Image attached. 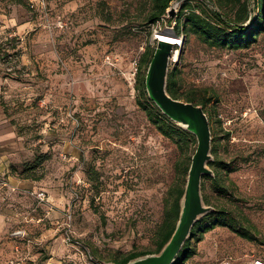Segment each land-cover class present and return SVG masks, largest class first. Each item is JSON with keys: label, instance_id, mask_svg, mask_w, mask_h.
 Masks as SVG:
<instances>
[{"label": "rangeland", "instance_id": "1", "mask_svg": "<svg viewBox=\"0 0 264 264\" xmlns=\"http://www.w3.org/2000/svg\"><path fill=\"white\" fill-rule=\"evenodd\" d=\"M182 1H172L173 14L166 11L153 26L152 0H0L1 70L17 72L20 57L29 56L36 93L29 107L6 109H14L18 133L30 139L0 158V172L35 183L0 204L9 214L0 227V264H111L130 251H156L197 141L189 132L179 138L178 131L166 136L158 129L148 112L160 109L136 79L154 33L177 37L168 20ZM251 5L244 24L259 12L256 0ZM13 19L33 20L36 29L9 38L17 32ZM178 49L169 64L176 97L191 95L201 105L210 97L202 106L214 147L208 166L217 177H202L203 199L236 210L257 231L248 240L216 225L192 237L194 253L176 264L264 262V29L241 47L189 34ZM40 58L47 70L38 67ZM139 137L159 145L160 163L140 165L146 160ZM39 189L44 200L33 194ZM17 229L23 237L14 235Z\"/></svg>", "mask_w": 264, "mask_h": 264}, {"label": "trees", "instance_id": "2", "mask_svg": "<svg viewBox=\"0 0 264 264\" xmlns=\"http://www.w3.org/2000/svg\"><path fill=\"white\" fill-rule=\"evenodd\" d=\"M172 1L174 0H152V7L147 18L148 22L155 26L156 23L162 19V16L166 14L167 8L170 6ZM256 5L259 12L253 17L252 22L244 24L250 15V11L254 8L251 5V0H183L175 17L173 19H169L168 22H171V20L174 21L172 29L174 30L176 36H182V42L184 37L185 40H187L189 34H195L210 45L236 48L244 46L252 40H255L260 31L264 29V0H256ZM148 33L150 36L152 29H149ZM155 46L156 38L153 39V43L151 45L147 44L146 49L140 55L138 79H136V81H138V89L140 86L145 87L146 68ZM174 48L177 49V45H174ZM142 68H145V71H142ZM174 84V73L173 71H168L167 91L172 97L177 98ZM193 99L194 97L188 95L186 101L192 102ZM200 101L203 104H206L210 102V97L201 98ZM153 113L155 116L152 115ZM148 116L150 119L155 120L154 122L157 124L158 129L166 136L171 135L168 130H171L172 132L178 131L179 138H185V136L190 135L188 132L176 128V123L160 112L155 106H152V109H149ZM159 120L162 121L165 128L158 123ZM213 150L214 147L212 145V152ZM187 167L189 168V165H187ZM185 170L188 171L187 168ZM216 177V173L214 172L213 179L215 180ZM217 184L221 185L219 182ZM184 186L178 187L172 193L173 198L171 206L168 209L167 217L159 230L155 252H158L162 248L174 230L179 215V202L183 194ZM222 188H224L222 189V192H226L225 185H223ZM17 191L20 192V190L10 192L6 187L0 185V195L6 197L4 201L5 203L10 195L12 193H16ZM216 225L227 226L239 236L248 240L255 239L254 233L257 229L249 219H241L240 213L234 209L229 210L225 206L215 207V210L202 216L194 224L191 229L190 236L178 252L174 263H181L194 253V249L191 247L190 241L192 237H194L197 233L202 235L204 232L212 229ZM147 253L153 252L130 251L123 257L114 259V261L117 264H126L130 259Z\"/></svg>", "mask_w": 264, "mask_h": 264}, {"label": "water", "instance_id": "3", "mask_svg": "<svg viewBox=\"0 0 264 264\" xmlns=\"http://www.w3.org/2000/svg\"><path fill=\"white\" fill-rule=\"evenodd\" d=\"M173 14L174 8L167 9ZM156 46L145 73V90L160 111L185 131L192 133L197 141L187 172L180 209L174 230L158 252L147 253L130 259L126 264H173L178 252L190 236L194 224L207 213L215 210L203 199L202 177L214 176L209 162L212 154V137L208 117L201 104L172 97L167 91L169 64L175 51L174 39L154 33ZM117 264V263H111Z\"/></svg>", "mask_w": 264, "mask_h": 264}, {"label": "crops", "instance_id": "4", "mask_svg": "<svg viewBox=\"0 0 264 264\" xmlns=\"http://www.w3.org/2000/svg\"><path fill=\"white\" fill-rule=\"evenodd\" d=\"M12 24L16 26L18 33L13 31L8 33V37L9 34H12L13 38L17 36L23 38V36L36 29V24L33 20L15 21L13 19ZM35 60L39 63V68L45 69L47 65L45 59L40 58V61H38V59ZM34 65L35 63L31 64V58L29 56L22 55L18 60L17 72L6 73L1 70L0 67V158L2 159L8 158L13 151L23 150V143L30 139V135L18 133L17 123L14 121L16 116V114H13L14 109H8L7 114L6 109L19 102H25L24 106L29 107L31 99L36 94L34 87V71L31 70V67ZM1 180L7 181L9 185L15 187L16 190H20L24 187H33L35 183L33 179L11 177L4 173V171L3 173L0 172V181ZM1 203L5 204L4 201L2 202L0 200V204ZM8 212H10V210H8ZM8 215L5 209L0 211V227L3 224V219ZM57 249L58 247L53 251L56 255L59 253V251H56Z\"/></svg>", "mask_w": 264, "mask_h": 264}, {"label": "built area", "instance_id": "5", "mask_svg": "<svg viewBox=\"0 0 264 264\" xmlns=\"http://www.w3.org/2000/svg\"><path fill=\"white\" fill-rule=\"evenodd\" d=\"M43 1L44 0H40ZM9 38H13L12 34H9ZM174 45H177V47H181L182 45V36H177L174 39ZM0 185H2L3 187H6L10 192L16 191L15 187H12L9 185V183L7 181L1 180L0 181ZM33 194L35 196V198H37L38 200H44L46 197L45 191L43 189H39L37 191H33ZM5 196L0 195V200L3 202L5 201ZM25 234V231H21L19 229L14 231V235L17 237H23ZM10 264H16L14 261H10ZM221 264H231V262L229 260H224V262H222ZM248 264H264V262L261 259H255L254 261H250Z\"/></svg>", "mask_w": 264, "mask_h": 264}, {"label": "bare ground", "instance_id": "6", "mask_svg": "<svg viewBox=\"0 0 264 264\" xmlns=\"http://www.w3.org/2000/svg\"><path fill=\"white\" fill-rule=\"evenodd\" d=\"M167 32L169 33V35L167 37L175 39L173 37L174 34H172V31L169 30ZM178 53H179V49L177 48L174 51L173 60H175V61L177 60ZM137 144L138 145L143 144L145 146V150L144 149L143 150L145 152L144 160H146V161H144L143 164H140L141 166H144V167H146V169H148L152 163H160L159 156H160L161 152L159 151V149H160L159 145L152 148V143L151 142L143 143L142 137L138 138ZM51 261L53 262L54 260L50 259L49 262H51Z\"/></svg>", "mask_w": 264, "mask_h": 264}]
</instances>
